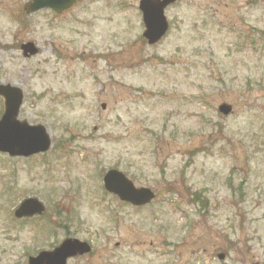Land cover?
<instances>
[{"label": "rangeland", "instance_id": "1", "mask_svg": "<svg viewBox=\"0 0 264 264\" xmlns=\"http://www.w3.org/2000/svg\"><path fill=\"white\" fill-rule=\"evenodd\" d=\"M27 1L0 0V83L23 89L19 119L44 125L52 146L0 153V264L67 237L93 246L69 264H264V0H179L155 45L140 0L62 14H29ZM112 168L155 200L109 194ZM25 197L50 224L14 217Z\"/></svg>", "mask_w": 264, "mask_h": 264}, {"label": "water", "instance_id": "2", "mask_svg": "<svg viewBox=\"0 0 264 264\" xmlns=\"http://www.w3.org/2000/svg\"><path fill=\"white\" fill-rule=\"evenodd\" d=\"M76 0H31L28 10L34 12L43 7H51L57 12L70 8ZM177 0H141L140 9L146 26L144 36L150 44L160 41L169 28L165 15L166 7ZM25 55L38 52L34 43L22 45ZM0 95L5 98V113L0 119V151L9 152L12 156H29L44 152L51 145L50 135L43 125L32 126L27 121H19V109L23 102V91L11 85L0 84ZM224 114L230 113L232 107L222 104L219 107ZM106 188L119 195L122 200L134 205L150 203L155 194L149 188H137L134 183L118 170H110L104 179ZM44 207L35 198H28L19 206L17 217L32 216L42 213ZM88 243L78 239H67L54 251H43L36 257H30L28 264H67V259L77 254L89 252ZM221 258L224 255H220Z\"/></svg>", "mask_w": 264, "mask_h": 264}, {"label": "trees", "instance_id": "3", "mask_svg": "<svg viewBox=\"0 0 264 264\" xmlns=\"http://www.w3.org/2000/svg\"><path fill=\"white\" fill-rule=\"evenodd\" d=\"M195 195H196V198H200V196H199V195H197V193H195Z\"/></svg>", "mask_w": 264, "mask_h": 264}]
</instances>
